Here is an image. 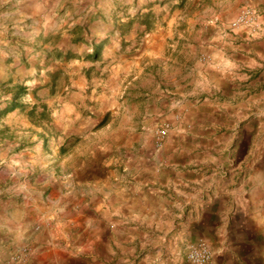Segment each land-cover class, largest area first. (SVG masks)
Masks as SVG:
<instances>
[{
	"label": "rangeland",
	"instance_id": "374dc122",
	"mask_svg": "<svg viewBox=\"0 0 264 264\" xmlns=\"http://www.w3.org/2000/svg\"><path fill=\"white\" fill-rule=\"evenodd\" d=\"M179 1L0 0V198L19 192L9 209L55 210L66 192L72 210L86 193L90 206L108 209L107 227H95L101 242L89 244L78 227L66 232L69 242L59 238L68 264H135L146 249H131L121 234L164 219L186 169L254 188L250 203L243 191L236 201L253 211L249 228L264 230V0ZM137 189L154 194L138 199ZM152 230L143 242L154 238L161 254L174 246ZM21 246L27 264L26 243L6 264ZM252 252L245 264H264V248Z\"/></svg>",
	"mask_w": 264,
	"mask_h": 264
},
{
	"label": "crops",
	"instance_id": "0c3cea01",
	"mask_svg": "<svg viewBox=\"0 0 264 264\" xmlns=\"http://www.w3.org/2000/svg\"><path fill=\"white\" fill-rule=\"evenodd\" d=\"M87 6L91 8L93 1L84 4L83 7ZM88 161L86 157L85 162L81 160L79 163L80 167L84 168V175H81L78 179L84 182L92 178L87 176L89 171ZM53 179L56 181L55 178ZM225 182L224 179L209 177L195 170L186 169L185 172L182 171L179 183L184 190L181 191V197L178 199L174 198L173 201H170L167 198V204L161 210L165 218L157 222L142 220L138 222L140 223L139 226L135 223L131 227L133 235H127L125 238L121 234L120 242L129 241L131 249L135 250L141 247L146 249L135 264H168L170 262L176 264L181 258L186 257L188 245L199 239L205 240L211 250L212 259L210 264H245L251 258L248 255L251 250L255 251V255L252 252L253 257L261 255L262 248H264L261 242L264 241V230L254 229V232L249 228L253 211L247 209L244 203H238L235 196L238 191H243L244 194L248 195L243 202L248 204L253 200V194L256 191L250 186L243 188L244 181L238 185L239 187H236L234 182L227 184ZM258 191L264 193V187L259 186ZM136 192L140 194L138 199L145 198L147 192L148 194H154L150 190L145 194L140 189H137ZM18 193L4 191L1 194L3 199L0 198V264H6L11 249L14 248L15 244L21 243L33 247L34 253L27 264H68L71 257L69 251L67 252L66 242H69L68 234L71 233V228L74 227H78V231L82 229L83 235L86 232L88 239H93V241H89V244L103 240L101 234L96 235L97 230H95V227L96 224H99L100 229L107 227L108 221L105 214L108 209H99L101 202L96 206H90L91 198L86 193L83 194L84 202L79 209H65L69 203L74 202L71 198L68 200L66 192L59 193L52 201L55 206L58 205L55 210L32 208V211H30L25 207L14 210L9 209L7 201L12 195H18ZM168 195L170 196L169 193ZM41 197L43 198L42 195ZM64 198H67V200L62 201ZM132 199L134 200L135 196ZM102 201L104 200L102 199ZM260 207L261 205H259V209L257 207V210L259 212L260 209L264 211ZM12 212H14L13 215ZM57 212L61 215H57ZM70 212L75 213L73 218L65 219L61 217L69 215ZM119 212H121L120 209ZM146 212H155L150 203L147 204ZM119 214L120 218L116 222V227L123 232L125 228L124 214L123 212ZM38 220L41 222V228L36 231L34 224ZM143 228L145 230L141 235ZM152 229L161 232L159 237H163L164 240L167 239L169 244L174 239V246H165L163 249L164 254H161V245L153 243L154 238H147V241L143 242L141 239L146 237L147 231L153 232ZM155 235L158 236L157 233ZM59 238L66 242L61 244ZM143 244L147 247H144ZM87 263L89 264L88 261Z\"/></svg>",
	"mask_w": 264,
	"mask_h": 264
},
{
	"label": "built area",
	"instance_id": "2783aa9c",
	"mask_svg": "<svg viewBox=\"0 0 264 264\" xmlns=\"http://www.w3.org/2000/svg\"><path fill=\"white\" fill-rule=\"evenodd\" d=\"M241 17L239 18L240 21ZM166 129L160 128L156 131V143L165 135ZM30 254V249L21 246L17 248L11 255L10 261L13 264H20L24 262ZM186 258L190 264H210L212 259L211 250L205 240L199 239L191 244L186 252Z\"/></svg>",
	"mask_w": 264,
	"mask_h": 264
},
{
	"label": "trees",
	"instance_id": "16d2710c",
	"mask_svg": "<svg viewBox=\"0 0 264 264\" xmlns=\"http://www.w3.org/2000/svg\"><path fill=\"white\" fill-rule=\"evenodd\" d=\"M182 2H183V0H180L178 4H182ZM97 55H98V48L95 47V48L92 49V51H90V53H88L87 57L91 58V59H93V58L95 59V57H97ZM17 96H18V94H15L13 96V99H12V101L10 103L11 104L10 107L17 106V101H16ZM34 109H35V106L33 105L32 108H31V111L29 112V115L31 117L35 114ZM43 112H44V108L42 107L41 114H43Z\"/></svg>",
	"mask_w": 264,
	"mask_h": 264
}]
</instances>
